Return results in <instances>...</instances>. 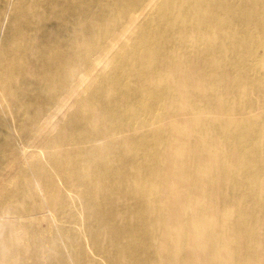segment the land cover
Returning a JSON list of instances; mask_svg holds the SVG:
<instances>
[{
  "label": "bare ground",
  "instance_id": "obj_1",
  "mask_svg": "<svg viewBox=\"0 0 264 264\" xmlns=\"http://www.w3.org/2000/svg\"><path fill=\"white\" fill-rule=\"evenodd\" d=\"M0 264H264V0H0Z\"/></svg>",
  "mask_w": 264,
  "mask_h": 264
}]
</instances>
